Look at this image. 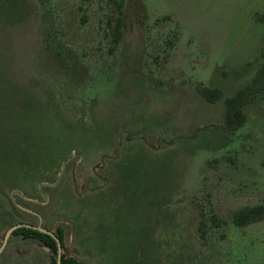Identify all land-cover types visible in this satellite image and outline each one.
<instances>
[{"label": "rangeland", "instance_id": "rangeland-1", "mask_svg": "<svg viewBox=\"0 0 264 264\" xmlns=\"http://www.w3.org/2000/svg\"><path fill=\"white\" fill-rule=\"evenodd\" d=\"M262 65L264 0H0V191L93 263L264 264V96L225 103Z\"/></svg>", "mask_w": 264, "mask_h": 264}, {"label": "trees", "instance_id": "trees-1", "mask_svg": "<svg viewBox=\"0 0 264 264\" xmlns=\"http://www.w3.org/2000/svg\"><path fill=\"white\" fill-rule=\"evenodd\" d=\"M115 43H119L123 37L122 25L120 22L115 26ZM264 96V65L260 68L258 76L254 78V81L249 83L247 86L239 89L234 95L226 97V124L234 126L233 128L240 127L243 125L246 119V115L243 111V105L249 101H254L258 95ZM203 95L211 102H214L222 97L223 91L218 87H204ZM264 217V201L260 204L249 206L244 209L237 211L234 214L233 221L235 225L240 226L247 224L251 221L259 220ZM207 224L204 222L200 225L202 235L205 236L207 233ZM56 234L62 241L64 249V230L58 228ZM13 235H22L24 238H32L40 241L43 245L50 250V261L49 264H57L58 256V245L56 239L44 232L36 229L21 227L13 232ZM61 264H83L75 256H71L63 252Z\"/></svg>", "mask_w": 264, "mask_h": 264}, {"label": "crops", "instance_id": "crops-1", "mask_svg": "<svg viewBox=\"0 0 264 264\" xmlns=\"http://www.w3.org/2000/svg\"><path fill=\"white\" fill-rule=\"evenodd\" d=\"M6 192V191H5ZM4 192V193H5ZM84 193H81L80 196H82ZM6 194L1 193L0 191V208L2 209L3 207H5L6 211H13V216L10 220H7V222L5 223H0V240L1 237L8 231V229L13 226L14 224L20 223V222H28V223H34L33 221H30L32 219V217H38L40 219V221L42 222L44 216H41L40 213L42 212H38V211H33L31 208V206H28L29 208H27L26 206L16 203L14 204V208L11 207V202H9L7 195L4 196ZM23 200H25L23 198ZM28 201V200H27ZM31 203V201H29ZM44 213V210H43ZM48 215V213H47ZM36 224V223H34ZM40 224V223H39ZM38 225V224H36ZM41 225H43L44 227L55 231L53 226H57V229L60 227L64 230V249L63 251L66 252V254L71 255V256H75L79 261H81L83 264H99V263H93V249L92 247H90V241L88 239L86 240H82V238H80V240L77 239V235L83 236L81 235V231H79L77 233V235L73 232L69 233L70 237L69 240L71 243H69V245H72V253H68L67 251V242H66V237H67V230L65 227L63 226H58V225H52L50 224V227L45 226L44 224L41 223ZM13 235V234H11ZM15 236H20V240L21 241H25V243H33V245H35V241L36 239H32V238H24L22 235H15ZM11 237V236H10ZM4 240V238H3ZM9 241V240H8ZM38 241V240H37ZM3 243V241H2ZM2 243L0 244V246L2 245ZM8 243V242H7ZM23 247H26V244H22ZM11 247V245L9 246ZM8 245H7V250H6V246L3 249V251L0 253V258L2 257L3 260V264H49L50 261V250L48 247H46L44 245V253L40 251H33L31 253H28L27 249H19L17 254L13 253V250H8L9 249ZM5 250V251H4ZM7 251V255L4 254ZM9 251V252H8ZM49 254V256H48ZM8 262V263H7Z\"/></svg>", "mask_w": 264, "mask_h": 264}, {"label": "water", "instance_id": "water-1", "mask_svg": "<svg viewBox=\"0 0 264 264\" xmlns=\"http://www.w3.org/2000/svg\"><path fill=\"white\" fill-rule=\"evenodd\" d=\"M21 227H27V228L36 229V230H39L41 232H44V233H47V234L53 236L56 239V242H57V245H58L57 264H61V262H62V254H63L62 241L58 237V235L56 234L55 231L50 230V229L42 226L41 224L36 225V224L27 223V222H20V223H17V224H14L13 226H11L8 229V231L6 232L5 237H4V240H3V243L0 246V253L3 251V249L7 245V242L9 240V237L14 232V230H16L18 228H21Z\"/></svg>", "mask_w": 264, "mask_h": 264}, {"label": "flooded vegetation", "instance_id": "flooded-vegetation-1", "mask_svg": "<svg viewBox=\"0 0 264 264\" xmlns=\"http://www.w3.org/2000/svg\"><path fill=\"white\" fill-rule=\"evenodd\" d=\"M28 223V222H27ZM31 224H34V223H31ZM43 226V225H42ZM15 231V230H14ZM56 232V231H55ZM13 234V233H12ZM64 252V251H63Z\"/></svg>", "mask_w": 264, "mask_h": 264}]
</instances>
